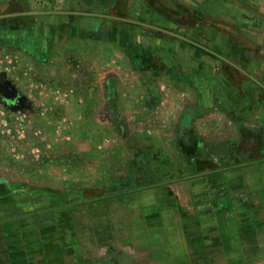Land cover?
Here are the masks:
<instances>
[{
	"label": "crops",
	"instance_id": "0c3cea01",
	"mask_svg": "<svg viewBox=\"0 0 264 264\" xmlns=\"http://www.w3.org/2000/svg\"><path fill=\"white\" fill-rule=\"evenodd\" d=\"M207 1L0 0L22 107L32 80L71 90L32 115L27 143L40 159L18 160L0 141V264H264V84L232 82L218 98L226 84L204 81L202 59L245 57L232 43L250 41L264 0H220L223 28L205 37ZM159 9L195 16L161 35L170 18ZM138 50L164 65L140 68ZM62 116L71 125L58 134Z\"/></svg>",
	"mask_w": 264,
	"mask_h": 264
},
{
	"label": "built area",
	"instance_id": "2783aa9c",
	"mask_svg": "<svg viewBox=\"0 0 264 264\" xmlns=\"http://www.w3.org/2000/svg\"><path fill=\"white\" fill-rule=\"evenodd\" d=\"M19 66L18 58L11 53L0 49V78L4 72L7 79L14 78L15 71ZM33 67L29 66L26 72H33ZM15 79H17L15 77ZM71 90L61 88H50L42 82L31 81L29 83L27 107H6L0 97V141H6L9 145L12 155L18 160L40 159L43 151L40 146L29 145L27 143L28 129L33 125L32 115L37 114L40 117H46L54 110L49 100L55 103H69ZM71 122L66 116H62L57 126V133L68 129ZM41 131L37 135L43 136ZM44 138V137H43Z\"/></svg>",
	"mask_w": 264,
	"mask_h": 264
},
{
	"label": "rangeland",
	"instance_id": "374dc122",
	"mask_svg": "<svg viewBox=\"0 0 264 264\" xmlns=\"http://www.w3.org/2000/svg\"><path fill=\"white\" fill-rule=\"evenodd\" d=\"M204 15L202 16V22L203 23H209L212 22V24L214 23V25H208V26H204L203 28V33L205 35V37L209 36L211 34V31L214 30H218V29H222L223 26H218L216 21L213 20L214 16L216 17L217 15L221 14V10L220 7H222L223 5H225L224 3H222L220 0H208L207 2H205L204 4ZM235 16H237V11L235 10ZM251 18H250V32H251V39L249 42L245 41V42H239V41H235L234 43H232V45L238 47V46H244V48L246 49V52L249 51L248 53L245 52L244 55H246L245 57L243 56H226V53H222L220 54V62L218 61V63H216V61H209L208 59L202 57V59H205L206 62H208V66L209 72L211 71V74H207L205 76H207L204 81H209V82H213L215 81L214 78L217 77L218 75V81H220L219 83H227L226 79H223L224 77L221 76V70L225 73V76H227L226 78L229 80H231L234 83H241L242 81H246L248 80L249 76L251 79H256L261 81L264 84V12H259V11H251L250 12ZM259 37V38H258ZM259 39V40H257ZM238 45V46H237ZM224 59L227 60V62H232L234 65L240 66L241 68L244 69L245 73L241 74L237 71H233L232 69V73H229V71L225 68L223 69V67H221V64L224 63ZM217 67H219L217 70ZM203 70L201 69V71L199 70L198 72L202 73L204 75V73L202 72ZM220 71V72H219ZM234 72V73H233ZM201 77H203L202 75L200 76V74H198V77L196 80L197 81H201ZM250 79V80H251ZM188 84V91H187V98H196L198 97V90L195 86H191L189 85V82H187ZM227 86L226 85V90L223 93L218 94V98L219 97H223L228 95V90H227ZM232 88V92L235 93L236 92V88H233V85H231ZM225 89V88H224ZM234 89V90H233ZM255 95L253 100L250 101V109L252 110L251 112H255L258 104H257V100L258 98L262 97V94H260L262 91H258V89H255ZM254 93V92H253ZM1 95V94H0ZM227 97V96H226ZM2 103L4 106L6 107H10V104L7 103V101L3 98L2 96ZM262 108H261V113L264 114V104H262ZM219 110H227L226 106L225 108H221L218 107ZM215 108H211L208 110V112L210 111H215ZM263 110V111H262ZM222 111L219 113V115H221V121L219 122V128L220 129H224L226 130V123H227V118H228V113H222ZM223 114V115H222ZM225 123V125H224ZM2 145H6V144H2ZM3 146V147H4ZM6 148V146H5ZM11 161L14 162V164L19 163V161H15L14 159H10ZM17 173V172H16Z\"/></svg>",
	"mask_w": 264,
	"mask_h": 264
},
{
	"label": "trees",
	"instance_id": "16d2710c",
	"mask_svg": "<svg viewBox=\"0 0 264 264\" xmlns=\"http://www.w3.org/2000/svg\"><path fill=\"white\" fill-rule=\"evenodd\" d=\"M159 14H164L166 17L170 18V22H169V26H164L163 25L160 28V30L158 29L159 33L162 35L163 32H169L171 33H176V34H180V32L178 31L179 28H181V26L185 25L184 23V18L186 17H191L193 18V16H195V12L194 11H183V10H179V9H159L158 10ZM190 24V23H189ZM191 26V25H190ZM182 35L184 34L183 32L181 33ZM136 55H134V62L140 67V68H154L157 69L159 68V66L164 65L163 62H161V59L158 58L157 56L154 55V53H150L149 57H147L145 54L142 53L141 50H138L136 53ZM209 61H216L217 59L220 61V57L219 58H214V57H209L206 58ZM222 60V59H221ZM227 60L224 59V63L221 64V67H223V69H227L229 71V73H232L230 70L231 68H229V63L227 64ZM232 65H234L231 62ZM235 67L237 65H234ZM238 67V66H237ZM245 72V71H244ZM221 76L224 77L223 79L227 80V83H225L226 85H229L231 87V83L232 81L226 78L227 76H225V73L221 70ZM250 77V76H249ZM254 81L258 82L255 78L253 79ZM228 87V86H227ZM238 91V90H237ZM239 93V91H238ZM238 96L240 94H237ZM185 132V131H184ZM186 133V132H185ZM188 134V133H187ZM190 144V145H189ZM187 147V150L189 152V147H191V139H189L187 144H184ZM191 149V148H190ZM192 151V150H190Z\"/></svg>",
	"mask_w": 264,
	"mask_h": 264
},
{
	"label": "water",
	"instance_id": "95a60500",
	"mask_svg": "<svg viewBox=\"0 0 264 264\" xmlns=\"http://www.w3.org/2000/svg\"><path fill=\"white\" fill-rule=\"evenodd\" d=\"M0 93L10 106H22V98L18 96L15 85L7 79V74L4 72L1 74L0 78Z\"/></svg>",
	"mask_w": 264,
	"mask_h": 264
}]
</instances>
